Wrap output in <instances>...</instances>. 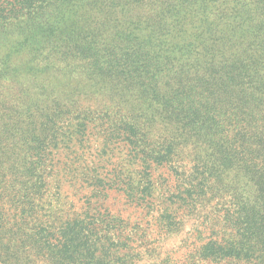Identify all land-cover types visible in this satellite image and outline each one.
Listing matches in <instances>:
<instances>
[{
	"label": "rangeland",
	"instance_id": "374dc122",
	"mask_svg": "<svg viewBox=\"0 0 264 264\" xmlns=\"http://www.w3.org/2000/svg\"><path fill=\"white\" fill-rule=\"evenodd\" d=\"M220 4L219 22L229 31L237 29L250 46L242 47V59L254 48L257 81L263 84L264 0ZM131 13L120 7L101 9L96 0H0V130L6 133L0 132V140L6 154L14 168L28 153L31 160L43 159L42 171L77 176L70 183H51L30 224L38 235L49 226L52 231L46 233L58 235L62 226V235L79 236L67 254L73 261L60 264H160L166 258L168 264H191V243L198 231L207 235L200 224L218 201L180 216L181 179L196 170L207 152L192 143L175 146L178 125L166 119L154 96L175 76L182 59L169 51L171 58H166L150 44L148 29L127 23L138 16L149 18L154 9ZM117 64H124L129 74L114 73ZM224 175L229 176L219 191H224L227 206V186L237 187V182L231 173ZM90 177L95 178L92 186ZM220 186L212 184L213 190ZM245 189L243 185L237 194ZM178 221H183L181 227L173 231ZM130 235L136 241H159L152 245V254L132 260L128 249L116 248L115 242Z\"/></svg>",
	"mask_w": 264,
	"mask_h": 264
},
{
	"label": "trees",
	"instance_id": "16d2710c",
	"mask_svg": "<svg viewBox=\"0 0 264 264\" xmlns=\"http://www.w3.org/2000/svg\"><path fill=\"white\" fill-rule=\"evenodd\" d=\"M60 1L64 0H43ZM96 5L101 9L120 7L130 11V15L131 11L154 9L149 18L138 16L127 23L148 29L152 35L150 44L163 51L166 58H171L166 53L169 51L168 54H178L182 59L175 76L168 78L154 98L161 104L166 119L178 125L175 146L192 143L207 153L195 164L196 170L181 179L178 211L185 218L186 212L192 213L196 207L218 200L212 213L208 211L202 218L200 227L207 235L198 231L194 236L192 251L187 253L188 262L243 260L264 264V134H261L264 124L257 123L264 121V83L257 81L254 48L247 51L246 60L242 59L245 56L242 47L250 46L242 42L237 29L229 31L225 23V27L220 23H223L219 20L223 15L220 0H96ZM136 58L139 57H133ZM114 73L127 75L129 71L124 64H117ZM125 140L137 147L133 139ZM5 146V141L0 140V154L6 157L5 161L0 157V264L73 261L67 254L75 249L72 244L79 240L78 235H62V226L58 235L46 233L52 231L51 226L38 235L30 224L36 220V205L50 190L51 183H70L77 176L69 178L62 173L42 171L43 159L31 160L28 153L24 154L20 167L14 168ZM225 173H231L237 182V187L227 186L230 193L227 206L221 193L224 191H219L223 188L222 180L229 176ZM94 179L90 177L88 184L92 186ZM214 182L221 185L218 190H213ZM243 185L244 194H237ZM128 197L132 199L131 195ZM137 200L146 202L143 197ZM147 206L153 208L149 201ZM178 222L173 231L180 229L183 221ZM159 226L161 230L166 228ZM157 241L146 237L136 241L130 235L117 237L115 246L124 245L132 260H140L141 255L152 254V245ZM168 262L166 258L160 264Z\"/></svg>",
	"mask_w": 264,
	"mask_h": 264
}]
</instances>
